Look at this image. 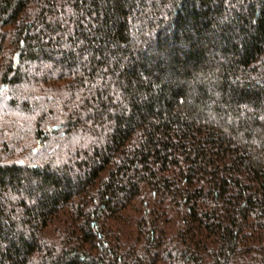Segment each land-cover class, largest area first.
Instances as JSON below:
<instances>
[{"label": "trees", "instance_id": "1", "mask_svg": "<svg viewBox=\"0 0 264 264\" xmlns=\"http://www.w3.org/2000/svg\"><path fill=\"white\" fill-rule=\"evenodd\" d=\"M0 264H264V0H0Z\"/></svg>", "mask_w": 264, "mask_h": 264}]
</instances>
